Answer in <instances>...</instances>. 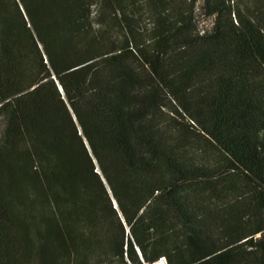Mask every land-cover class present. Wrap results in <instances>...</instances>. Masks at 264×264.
<instances>
[{
	"label": "trees",
	"instance_id": "obj_1",
	"mask_svg": "<svg viewBox=\"0 0 264 264\" xmlns=\"http://www.w3.org/2000/svg\"><path fill=\"white\" fill-rule=\"evenodd\" d=\"M161 257L264 264V0H0V264Z\"/></svg>",
	"mask_w": 264,
	"mask_h": 264
},
{
	"label": "rangeland",
	"instance_id": "obj_2",
	"mask_svg": "<svg viewBox=\"0 0 264 264\" xmlns=\"http://www.w3.org/2000/svg\"><path fill=\"white\" fill-rule=\"evenodd\" d=\"M240 5H246L255 0H236ZM194 22L198 29L204 30L211 26L212 19L207 16L199 7L196 8L194 14ZM195 146V144H194Z\"/></svg>",
	"mask_w": 264,
	"mask_h": 264
},
{
	"label": "built area",
	"instance_id": "obj_3",
	"mask_svg": "<svg viewBox=\"0 0 264 264\" xmlns=\"http://www.w3.org/2000/svg\"><path fill=\"white\" fill-rule=\"evenodd\" d=\"M164 262H165V258L164 257H161L158 262H154L153 264H158V263L164 264Z\"/></svg>",
	"mask_w": 264,
	"mask_h": 264
},
{
	"label": "clouds",
	"instance_id": "obj_4",
	"mask_svg": "<svg viewBox=\"0 0 264 264\" xmlns=\"http://www.w3.org/2000/svg\"><path fill=\"white\" fill-rule=\"evenodd\" d=\"M159 261V260H158ZM158 261H156V262H158Z\"/></svg>",
	"mask_w": 264,
	"mask_h": 264
},
{
	"label": "bare ground",
	"instance_id": "obj_5",
	"mask_svg": "<svg viewBox=\"0 0 264 264\" xmlns=\"http://www.w3.org/2000/svg\"><path fill=\"white\" fill-rule=\"evenodd\" d=\"M158 264H160V263H158Z\"/></svg>",
	"mask_w": 264,
	"mask_h": 264
}]
</instances>
